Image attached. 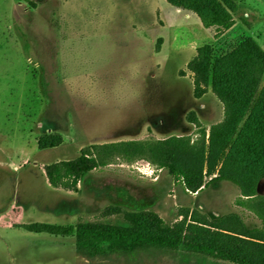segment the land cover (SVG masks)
I'll use <instances>...</instances> for the list:
<instances>
[{
	"label": "rangeland",
	"instance_id": "rangeland-1",
	"mask_svg": "<svg viewBox=\"0 0 264 264\" xmlns=\"http://www.w3.org/2000/svg\"><path fill=\"white\" fill-rule=\"evenodd\" d=\"M250 3L237 15L238 27L215 39V29L167 0H0V264H232L185 250L92 256L77 250L75 236L14 225L120 224L126 212L151 210L168 226L183 214L189 223L237 215L248 228L262 227L259 215L240 204L250 202L236 185L225 181L190 194L144 151L102 152L106 165L87 174L78 192L53 188L44 173L46 165L94 145L177 137L190 149L207 148L224 105L211 80L195 95L188 65L205 45L215 58L247 37L264 49V0ZM44 135L63 142L40 150ZM258 194L264 197V180Z\"/></svg>",
	"mask_w": 264,
	"mask_h": 264
},
{
	"label": "trees",
	"instance_id": "trees-1",
	"mask_svg": "<svg viewBox=\"0 0 264 264\" xmlns=\"http://www.w3.org/2000/svg\"><path fill=\"white\" fill-rule=\"evenodd\" d=\"M167 1L194 12L205 29H215V39L236 25V17L242 11L234 0ZM240 21L252 27L246 18ZM188 69L196 75L195 95L201 97L205 92L203 85L211 80L214 94L224 105V120L212 126L207 148L204 145L190 149L177 137L153 143L94 145L83 148L75 159L46 165L45 177L55 189L78 192L87 174L106 165L102 152L121 150L133 156L144 151L190 194H199L225 181L236 185L241 196L250 202L240 204L259 215L262 227L248 228L237 215L216 219L204 215L202 221L189 223L183 214V220L168 226L156 212L141 210L124 213L120 224L80 221L76 226L63 227L36 222L15 224L14 228L35 234L75 236L77 250L92 256L108 251L185 250L232 264H264V197L258 194V185L264 180V49L247 37L232 51L215 58L212 46L205 45L197 49L196 59ZM190 121L200 124L193 114ZM53 137L58 138L56 142ZM62 142L60 135H44L38 139V148L52 149ZM256 199L261 202L253 204Z\"/></svg>",
	"mask_w": 264,
	"mask_h": 264
},
{
	"label": "crops",
	"instance_id": "crops-1",
	"mask_svg": "<svg viewBox=\"0 0 264 264\" xmlns=\"http://www.w3.org/2000/svg\"><path fill=\"white\" fill-rule=\"evenodd\" d=\"M234 1H236L240 6H241V8H242V10L244 9V8H247V6L249 7V4L251 5V3L250 2H256V0H234ZM250 8V7H249ZM236 20H237V17H236ZM236 27H238V24L236 23V25L232 28V29H234V28H236ZM252 38V37H251ZM254 39V38H253ZM257 42H258V39H255ZM258 44H259V42H258ZM260 45V44H259ZM261 46V45H260ZM195 195V194H194Z\"/></svg>",
	"mask_w": 264,
	"mask_h": 264
},
{
	"label": "built area",
	"instance_id": "built-area-1",
	"mask_svg": "<svg viewBox=\"0 0 264 264\" xmlns=\"http://www.w3.org/2000/svg\"><path fill=\"white\" fill-rule=\"evenodd\" d=\"M161 171V170H160ZM157 171L156 170H152V169H150V171H149V177H153L154 178V180H157L158 178V176H157ZM144 175H146V176H148V174H144ZM197 194V193H196ZM195 194V195H196Z\"/></svg>",
	"mask_w": 264,
	"mask_h": 264
}]
</instances>
